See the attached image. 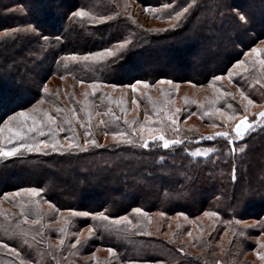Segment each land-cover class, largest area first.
Instances as JSON below:
<instances>
[{
    "label": "trees",
    "instance_id": "trees-1",
    "mask_svg": "<svg viewBox=\"0 0 264 264\" xmlns=\"http://www.w3.org/2000/svg\"><path fill=\"white\" fill-rule=\"evenodd\" d=\"M133 1L159 10L155 12L160 15L155 17L157 21L169 19V15L191 3ZM164 3L173 7L165 9ZM196 3L198 7L191 8L179 22L151 25L125 12L120 0H0V140L14 137L15 133L8 131L9 125L6 127L3 121L20 111L36 116L38 121L44 120L45 112L56 116L53 127H63L76 143L81 141L78 132L83 134L89 129L91 137L84 141L97 138L99 131L131 133L123 117L127 116L128 102L114 94L109 85L126 86L137 80L152 85L161 80L210 84L215 76L227 74L247 51L264 40V0ZM80 8L91 15L73 17L72 12ZM238 12L247 16L246 25L237 24ZM174 23L178 26L171 28ZM29 25L35 32L25 31ZM124 40L131 43L117 51L116 57L79 62L61 59L106 48L115 51ZM54 76L73 80L75 88L83 86V98L78 97V89H70L64 96L59 89L45 93L43 88ZM239 81L236 84L241 85ZM93 82L100 85L94 94L89 87ZM87 90L90 92L85 98ZM251 92L264 100L263 93ZM141 101L145 104V99ZM92 106L107 126L92 125ZM34 108L39 111H33ZM57 108L63 111L57 112ZM126 118L135 129L145 124L140 117ZM27 120L32 125V120ZM20 123L12 122L10 126L18 129ZM77 126L82 128L76 131ZM155 126L164 127L167 138L182 139L184 143L165 150L160 142H150L145 149L136 134L131 136L135 141L131 145L97 141L99 147L79 143L81 148L70 152L49 148L35 153L22 149L16 156L0 157V264H21V260L25 264H93L97 249L109 247L115 249L117 259L102 260V264H248L245 253L254 251L258 246L256 238L264 235V124L249 130L243 139L234 138L232 145L224 137L201 139L206 136L196 128L172 126L167 117H161ZM43 131V136L27 133L23 142H33L26 139L28 136L35 141H51L53 134L49 128L45 126ZM66 131H57L56 139L63 138ZM3 142L0 141L2 147ZM83 147L87 151L81 150ZM197 148L216 151L207 158L192 156ZM233 164L236 181L231 179ZM244 185L250 186V194L238 201L232 199L233 193L239 197ZM31 187L42 191L36 198L33 194H21L22 197L37 201L44 198L56 208L54 213L38 209L28 216L39 223L25 222L13 210L17 201L8 195ZM230 204L236 205L235 214L229 209ZM136 207L149 216L133 212ZM71 211L104 212L112 217L128 215L137 227L128 226L126 232L118 234L115 229L123 225H111L110 230L101 229L86 244L72 248L77 234L99 221L91 216L71 217ZM205 211H218L220 216L205 217ZM175 219L179 227L168 232V225ZM236 219L242 223L237 225ZM61 227L65 228L64 233L58 231ZM241 229L244 235L239 234ZM189 231L191 236L187 235ZM84 237L87 235L80 239ZM12 248L20 255L11 252Z\"/></svg>",
    "mask_w": 264,
    "mask_h": 264
},
{
    "label": "rangeland",
    "instance_id": "rangeland-1",
    "mask_svg": "<svg viewBox=\"0 0 264 264\" xmlns=\"http://www.w3.org/2000/svg\"><path fill=\"white\" fill-rule=\"evenodd\" d=\"M120 2L125 12L131 13L132 15L136 16L139 20L148 24L159 25L174 22V20L170 19H165L163 21L159 19L158 22L155 17L160 16L156 15L159 10H157L156 13L145 11V6H142L136 1L120 0ZM262 42H264V40L258 42L254 47L264 48V43ZM251 49L247 51L244 54L243 58L240 60L244 61L243 66L236 67L239 62L237 61L234 66L229 70L233 72L231 78H229L227 74H224L221 75L224 77V79L219 81L213 79L212 83L210 84L200 85L191 82H184L173 84L158 83L157 85H152L148 83L150 87L145 88L143 85H138L136 91H133L130 87L126 86H117L116 88L110 87V89H112L113 93L120 96V98H122V100H124L126 103L128 102V117L130 116L134 119L140 117L143 118V122H145L146 115L150 117V120L148 121L143 132H141V125L136 129V134H139V136L142 135L145 139H148L150 135L147 131L148 127L159 128L156 127L155 124L160 121L161 117H167L168 119L169 116H174L177 120V124L185 127V129L196 128L206 137L214 136L215 132L227 131L231 133V137L232 139H234L235 137L233 128L236 121H228L226 117L232 114L244 113L245 106L247 105V100H245L240 95L241 92H243L245 96L255 102L254 105L248 106L247 109V115L249 116L250 121H254L253 127L251 129L264 124V121L260 120L259 117L256 115L259 111L264 110V100L259 99V95H252L253 92H251L252 90L256 93H259L260 95L261 93H263L262 95L264 96V69L261 68V65L259 63L261 59H264V52L252 53ZM238 80H240L239 83L241 85L236 84V81ZM46 86L51 91H57L59 89L63 96L64 94L66 95V93L70 89H78V97L81 99L83 98V86H79V88L78 86H76L75 88V86L73 85V80L68 78L62 79L55 76L51 77V79L48 80ZM89 92L90 90H87V93ZM227 93H231V95H227ZM254 97H257V99H253ZM185 98H187L188 100L187 104H185ZM143 99H145V104L141 103V100ZM159 99H161L162 102H159ZM133 100H136L137 103L133 104ZM82 104L84 105L85 102L83 101ZM221 104H224L225 106H223V108H219ZM145 107L147 108L144 109ZM176 108H180L181 111L179 113H176ZM90 109V113H92V115H90V121L92 125L94 124L97 127L100 125L99 121L102 120L101 115H97V113L99 112L98 110L93 108V106ZM216 109H220V111L217 112ZM127 116L123 115L125 119H127ZM238 119L239 116L237 115V121ZM20 122L21 123L19 124V127H22L24 125L31 127V124H29L30 122L27 119L21 118ZM9 127L13 129V132L15 134L12 135L14 137H6L7 140L5 138V142H3L2 139L0 140L3 142V147L6 150L17 146L19 143L23 142V140H20L16 136V127H12L10 125ZM81 128L82 127L77 126L76 131ZM88 132L91 133L92 130L89 129ZM104 133V131H99V133L96 134L97 138L93 135V137L95 138L92 139H95L96 141L101 143L113 141L111 133H109L107 137H105ZM78 134L77 137H79L81 140L79 143L84 144V139L87 138L85 136V132L83 134H81V132H78ZM83 135L84 137L82 138ZM65 137L71 138L72 136L70 132L66 131L65 136H63V138L59 140L62 145H66L69 142L65 139ZM26 139L29 140L31 138L30 136H28ZM21 194L24 195L30 193L20 192V195H10L12 199L17 201L18 205L16 206L13 204V210L17 211L18 214H21L22 212L21 205H24L23 210L26 212L27 216H32L38 211V209L42 210L46 214L54 213L56 211L55 206L46 201L44 198H39L38 201L37 199L31 200L30 197H22L23 195ZM32 196L36 198L37 194H33ZM27 221L33 222L30 219H28ZM172 221L173 222L168 225V232H170L171 229H177L179 227L177 219ZM87 229L88 227L83 228L80 234L88 235ZM256 241L258 244L257 248L254 251H248L245 253V259H248V261L250 260L248 264L261 263V260L259 259L256 253H264V248L260 247L261 244H264V235L257 237ZM90 257L91 256H88L87 258L89 259ZM92 258L94 259L93 264H102L104 260H108V262H110L115 261L117 259L115 251L112 255H110L107 251V248H98Z\"/></svg>",
    "mask_w": 264,
    "mask_h": 264
},
{
    "label": "snow or ice",
    "instance_id": "snow-or-ice-1",
    "mask_svg": "<svg viewBox=\"0 0 264 264\" xmlns=\"http://www.w3.org/2000/svg\"><path fill=\"white\" fill-rule=\"evenodd\" d=\"M221 5H217V8H219ZM163 8L167 9L169 7H173L172 4L170 3H164L162 5ZM193 7H198L196 0H191V3H188L187 6H182L180 7V9L178 11H175L174 14L169 15V19L170 20H174L179 22L181 20L182 17L185 16L186 13L189 12V10ZM145 11L151 12V13H155L157 11V9L155 8H151V7H145ZM73 17H80V18H84V17H89L91 14L87 11L84 10V8H80L77 11L72 12L71 14ZM131 17L129 16V19ZM100 19H104L107 20L109 19V17H101ZM236 22L237 24L243 26L246 25L248 23V18L247 16H245L243 13H237L236 15ZM178 26V24H171L170 27L171 28H176ZM35 28L32 25H29L27 29H25V31L27 32H35ZM13 31H17L16 29H13ZM159 31V30H157ZM45 40H47V37H43ZM131 43V41L129 40H124L122 42H120L117 46V49L114 51L111 48H106L103 51H98V52H94V53H89L87 55H77V54H69L66 56L61 57V59L63 61H73V62H79V61H87L90 59L93 60H103L105 57H116L117 56V51L124 49L127 45H129ZM264 43V42H262ZM252 53H258V52H264V48H252L251 49ZM261 68L264 69V59H261L259 61ZM244 65V61H239L238 64L236 65V67H241ZM68 65L67 63L65 64V68H67ZM228 77L231 78L233 75L232 71H229L227 73ZM62 79L64 77H61ZM224 79L223 76L217 75L214 77V80L219 81ZM81 84H84L85 81L84 80H80ZM158 83H167V84H173V81L171 80H161L158 81ZM138 85H143L145 88L150 87V85L143 80H137L136 83H133L131 85H126V87H130L133 91L137 90ZM112 88H116L117 85L112 84L109 85ZM195 86V85H193ZM89 87L91 89H93V94L95 93V91L100 87L99 83H91L89 84ZM43 91L45 93L49 92V89L47 86H45L43 88ZM58 95V94H57ZM227 95H231V93H227ZM240 95L247 100V105L245 106L244 109V113L243 114H232V115H228L226 117V119L228 121H236L234 124V128H233V132H234V137L235 138H239V139H243L245 133L251 129L253 127V123L254 121H250L249 116L247 115V109L248 106H252L254 105V101L250 98H248L247 96L244 95L243 92L240 93ZM85 98H87L88 93L85 92L84 93ZM44 101L41 100L39 101V103H43ZM133 104H136L137 101L133 100L132 101ZM188 103L187 98H185V104ZM194 103V101H193ZM33 111H39V109L34 108ZM57 112L63 111V109L61 108H57L56 109ZM181 111L180 108H176L175 112L179 113ZM217 112L220 111V109H216ZM106 114V113H105ZM73 115H75V110L73 109ZM97 115H100V113H97ZM237 115L239 116V119L237 121ZM260 120L264 121V110L259 111L256 114ZM21 118L23 119H31L32 120V125L31 127L24 125L22 127H19L16 130V136L20 139V140H24L27 133H32V132H37L39 135L43 136L45 135L44 131H43V127L47 126L49 128V131L52 132L53 134V139L51 141L49 140H39V141H35V138H31L33 140V142L28 143V142H23V143H19L17 146H14L10 149H5L4 147L0 146V157H12V156H16L18 154H21V150H25L27 152H35V153H44L47 149H51L52 151H56V152H70L73 148H81V145L79 143L75 142V138L74 136L69 138V137H65L66 140H68L69 142L66 145H61L60 141L58 139H56V134L57 131L59 132H63L64 128L60 127L58 130L53 127L54 125H56L57 123V119L56 116L45 112L44 113V120L43 121H38L36 116H29L28 112L25 111H20V112H16L13 115H9L7 117V119L5 121H3L4 125L7 127L8 125H10L12 122H16L19 121ZM91 118V116L89 115V119ZM119 119V118H117ZM168 119L171 122L172 126H175L177 124V120L174 116H169ZM150 120L149 116H145V124L141 125V132H143V130L145 129L148 121ZM67 123H71V121H66ZM100 124L102 125H106V122L104 120H100L99 121ZM125 124H128L129 127L132 129L131 133H129L128 131H113L111 132V136L114 142L117 143H126V144H134L135 141H133L131 139V136L136 135V129L132 128V125L130 124V122L128 120L125 119L124 121ZM85 128L89 127L90 125H82ZM0 131H2V129H0ZM9 131H13L12 128L9 127ZM147 131L149 132V138L145 139L142 135L139 137V141H140V146H142L143 148L147 149L150 146V142H160V145L162 146L163 149L168 150L172 147H175L177 145H182L184 143V141L182 139H170L167 138L166 134H165V128L164 127H159V128H151L148 127ZM175 131L178 133L179 129L176 128ZM105 137H107L109 135V133L107 131H105ZM85 136L86 137H91V133L86 131L85 132ZM231 136L230 132L227 131H220V132H216L214 134V136H208V137H201V139H208V140H212L215 137H224L226 139H228L229 145L234 144V139H229V137ZM85 145H89L91 144L92 146H97L99 147L100 145L97 144V141L95 139H86L84 141ZM81 150L83 151H87V147H83ZM234 152V148L232 149ZM216 150L213 148H209L208 150H202L197 148L195 151H193L191 153L192 156H202L207 158L209 156V153L211 152H215ZM241 151H243V149H241ZM231 179L232 181H236L237 180V176H236V168L235 165L233 164L232 169H231ZM42 189L39 188H35V187H31V188H25V189H21L19 192L15 193V194H8V195H20V192H27L30 194H39V192H41ZM251 192V188L248 185H244L241 186L240 188V193H239V197H237L236 193H233L232 195V199L235 200H239V198H242L244 196L249 195ZM22 207V212L21 215L23 216L24 221L26 222L28 220V216L26 214V212L23 210L24 209V205H21ZM229 209L231 210V212L233 214H235L236 212V205H229ZM133 212L137 213V214H142L145 217L149 216V213L145 212L141 207H136L132 210ZM161 216H164L165 213L164 212H160L159 213ZM178 215H184V213H178ZM70 216L71 217H89L91 216L93 219L99 221V223L95 226H89L87 229L88 235L87 237H84L83 240L80 239V235L82 234H77V239L75 241L74 244L71 245L72 248H75L76 245H83L86 244L88 242V240L92 237L93 233L103 229V230H110V226L111 225H116V226H121L123 225V228H116L115 231L120 234L122 232H126L128 226H131L133 228L137 227V224H134L133 221L129 218L128 215H122V216H116V217H112L109 215H106L104 212H99V213H90V212H76V211H71L70 212ZM203 216L205 217H212V218H218L220 216V213L218 211H205L203 213ZM185 219H188L187 216H185ZM68 218L65 219V223H68ZM107 222V223H106ZM150 222V221H149ZM33 223H39V221H33ZM235 223L237 225H240L242 223V221L240 219H236ZM17 227H19V225H17ZM245 227H255V225H245ZM60 233H64L65 232V228L61 227L58 230ZM204 229L201 228V232H203ZM146 235H152V233H145ZM240 235H244V230L241 229L240 230ZM187 235L191 236L192 232L189 231L187 233ZM24 243H27V241H24ZM64 244V240L63 238L60 239V246H63ZM3 247L7 248L8 245L4 244ZM260 247L264 248V244H261ZM107 251L109 252L110 255H112L115 251L114 248L109 247L107 249ZM180 251H183V248L180 249ZM11 252L15 253L17 256L20 255L19 252H17L16 248H12ZM257 256L259 257V259L261 261H264V253L262 252H257L256 253ZM21 264H25V262L23 260H21ZM29 264H31V262H29ZM128 264H132L131 261L128 262ZM157 264H160L159 261H157ZM217 264H219V262H217Z\"/></svg>",
    "mask_w": 264,
    "mask_h": 264
}]
</instances>
